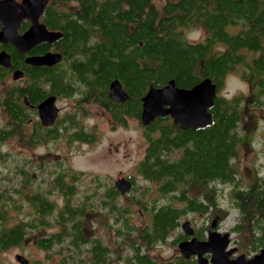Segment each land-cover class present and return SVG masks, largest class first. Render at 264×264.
<instances>
[{
	"label": "trees",
	"instance_id": "1",
	"mask_svg": "<svg viewBox=\"0 0 264 264\" xmlns=\"http://www.w3.org/2000/svg\"><path fill=\"white\" fill-rule=\"evenodd\" d=\"M72 4L75 8L69 9ZM48 6L47 23L63 32L55 51L65 57L71 50L77 53L71 68L78 82L86 84L87 103L103 108L117 125L137 120L144 132L146 148L137 175L157 186L160 199L146 206V190L135 199L125 196L129 205H118L120 195L113 187L101 188L97 178L92 180L91 197L99 192L104 231L112 232L117 246H126L122 264H165L150 253L173 236L177 220L188 212L203 217L211 207L221 223L226 212L217 209V184L231 186L229 197L243 223L234 231L247 236L253 252L264 248V174L255 171L251 180L241 184L235 166L239 150L249 146L255 133L254 112H264V0H165L160 7L154 0H48ZM193 30L203 31L204 37L189 42L187 35ZM39 74L43 84L70 92L67 71L52 78ZM229 74L238 75L254 90L248 98L217 94L209 110L210 125L184 131L168 117L156 119L149 127L141 124V98L150 87L160 89L173 81L178 88L191 89L209 78L218 92ZM114 80L128 94L123 104L108 97ZM10 105L6 103L7 108ZM22 124L15 120L8 130L16 131ZM67 130L69 143L94 140V133L78 128L74 116L70 115ZM9 135L0 130V144ZM62 136L56 134L54 139ZM6 157L0 151V161ZM37 171L43 173L46 167ZM13 172L20 177L17 188L0 186V254L31 238L37 249L62 255L61 264H108L109 249L86 223V202L81 206L71 203L79 175L54 165L42 178L49 181L44 190L34 188L25 165ZM128 179L136 189V178ZM53 194L64 199V207L59 209L50 200ZM17 196L25 199L26 208ZM163 198L167 201L160 204ZM131 207L142 208L140 212L146 215L143 227L131 225ZM13 213L17 223L10 226ZM109 215L112 224L104 218Z\"/></svg>",
	"mask_w": 264,
	"mask_h": 264
},
{
	"label": "rangeland",
	"instance_id": "2",
	"mask_svg": "<svg viewBox=\"0 0 264 264\" xmlns=\"http://www.w3.org/2000/svg\"><path fill=\"white\" fill-rule=\"evenodd\" d=\"M164 2L165 0H154L157 7L162 6ZM68 8H75V5L72 4ZM204 35L205 33L201 30H193L188 33L187 39L189 42L194 43L200 41ZM253 90L238 75L229 74L224 80L223 87L220 88L217 94L227 98L232 96L248 98L251 96ZM252 101L253 99L249 100L250 103ZM74 105L70 100H61L59 102L63 116L73 114L75 121L80 125L81 131L94 133L93 142L90 144L80 141L69 143L67 136L70 133V129L65 135L54 142H42L34 145H30V139L18 134L10 139L7 145H0L1 153L7 155L3 161H0V186L5 189L8 187L12 191L16 189L17 183L20 182V177L18 174L14 175L13 170L23 165L26 166L27 171L31 172L35 189L39 186L44 190H48L49 181L42 178L45 175H49V170L52 171L54 165H59L61 169L66 170L69 174L75 173L79 175V179L75 182V194L71 203L75 206H81L86 202L85 207L88 210L86 223L89 225L90 230L93 231V234L101 239L104 246L109 249L110 258L107 257L108 264H122L121 260L126 255V246H117L112 232L106 233L104 231L103 223L105 222L102 220L103 214L101 211L103 210L100 206L101 197L98 191V194L91 197L95 190V184L92 180L97 178L101 188H104V186L113 187L114 182L118 178L135 177L137 180L136 192H130L126 197H133L135 199L141 192L143 193L147 190V195L143 199V203L146 206H149L152 200L160 199L161 196L155 193L157 186L142 181L137 175L136 168L138 167V163L143 159L146 148L144 132L139 123L134 120L129 119L126 126L123 127L122 125L115 124L110 116L101 112L100 108L94 107L92 104L82 105L78 109ZM254 113L257 119L255 122V133L251 138L249 146L241 147L235 163L238 173L237 178L241 184H246L248 180H251L255 171L260 175L264 174V112L255 111ZM3 119L4 117L0 112V130L6 127ZM35 133L38 135L40 131ZM115 146H118L119 150L117 152L114 150ZM43 166L46 167V171L39 173L37 169ZM10 178L13 181H9L8 179ZM230 187V185L220 184L215 186L217 209L226 212V215L221 223H218L217 220L216 225L218 226L216 229H211L210 231H216L220 235L228 234L230 249H237L238 254L252 257L258 254L259 251L253 252L250 250V242L246 238L247 236L243 235L242 232L234 231L236 226H241L243 223H241L240 214L229 197ZM86 195L90 196L89 200L85 199ZM14 198L25 208L27 207L24 198H19L18 196ZM50 200L59 209L64 207L65 201L60 195L53 194ZM166 201L167 198H163L160 200V204H164ZM117 203L118 205H129V198L120 196L117 199ZM141 209L140 207H131V215L129 216L130 223L136 228L143 227V224L146 222V215L141 214ZM209 212L213 214V208L210 207ZM28 213L29 211H27ZM216 214L220 213L218 212ZM11 216L13 217L11 220L16 217L14 213ZM104 218L108 224H112L114 221L111 220L112 216L110 215ZM100 220L102 221L101 224H99ZM194 220L195 225L202 229V235L207 239L209 231L206 228L210 223L209 215L203 218L194 216ZM13 221H10L8 225L12 226L17 223V221ZM181 232V227L173 231V236L177 235L175 239ZM173 236L169 237L165 244L156 245L154 251L150 253V256L159 261L163 260L166 263H175L179 254L176 247L171 244ZM87 249V246L84 249L82 248V250ZM15 255L24 256L29 261V264H61L62 262V255H55L54 250L45 252L37 249L34 243H32L31 238H28L22 246L10 248L0 254V263L17 264L13 260ZM47 256H50V259H47Z\"/></svg>",
	"mask_w": 264,
	"mask_h": 264
},
{
	"label": "flooded vegetation",
	"instance_id": "3",
	"mask_svg": "<svg viewBox=\"0 0 264 264\" xmlns=\"http://www.w3.org/2000/svg\"><path fill=\"white\" fill-rule=\"evenodd\" d=\"M4 1H8V0H0V2H4ZM9 1L11 2L10 3L6 2L5 6H3L2 12H0V55L1 54L6 55L7 58H9V63H10V67L8 69L0 65V112L2 113V116L4 117L3 120L6 123V127L2 130L4 131V133L8 132L10 135L1 144L7 145L10 139L14 138L18 134H21L27 139H30L29 140L30 145H34L42 142H51V141L54 142L55 141L54 136L56 134L65 135V133H67L68 130L65 131V128L70 122V115L72 117L74 116L73 114L63 116L62 108L59 106V102L61 100H70L75 104L74 106H76V109L80 108V106L82 105L88 104L84 96V92L86 91V84L78 82L77 76L73 68H71L72 65L76 62L77 53L71 50L68 54L66 53V57H65L62 56L63 55L62 53L55 51V46L57 42L60 40L59 39L58 41L50 44L46 42H42L38 45H34L26 53L22 54L20 52V49L10 41L11 40L18 41L19 39L23 38L31 27V21L28 17L25 18L21 17L20 19H18L19 14L21 13L19 6L21 5L22 0H9ZM48 7L49 6L47 3L42 15L40 16L39 22L45 25L49 32H58L63 35V32L61 31L60 28H54L47 23L45 18L47 17V11L49 10ZM8 8L10 9V13H8ZM6 22H11L13 25L7 28L5 27ZM41 46H45L44 47L45 49L43 51H40L39 47ZM46 53L61 54L62 56L61 62L53 67H45V66L32 67L31 65L26 63V59L42 56ZM61 64H63V66L59 67V65ZM65 71H67V74L69 76L68 79L70 81V84H68L70 86L69 93H65L63 91L64 89L63 90L55 89L52 85H50V83L43 84L41 82V80H44V77L40 78V74H39L40 72H43V74L44 73L49 74L50 77L52 78L57 76L56 73L62 74ZM50 77L48 78L50 79ZM40 91L43 94L41 98L39 95ZM48 97L55 98L54 107H56V109L58 110V115L52 126L44 127L41 124L40 120H38L39 119L38 106L41 103H43ZM6 103L11 104L10 108H7ZM93 106L100 108L101 112L110 116L109 113H107L103 108L99 107L98 105H93ZM140 115H141V110H140ZM168 118L171 119L170 117ZM15 120L21 121L23 122V124L16 131L14 130L9 131L8 130L9 127L12 125V122ZM134 121L138 122L137 120ZM77 126L80 128L79 124H77ZM36 131H40V133H38L37 135V133H35ZM46 139L49 140L46 141ZM131 183H132V189L129 192L131 193L136 192L134 183L132 181ZM195 214L198 213L188 212L183 217L179 218V220H177L175 229L181 227L182 230V225L185 222H188L191 230L193 231V235L189 237L185 236L182 230V232L178 234V237L176 239L175 237L177 235L173 236L172 238L173 240H171L172 241L171 243L173 246L176 247L177 252L179 254L176 262H179L181 264H204L203 261L205 262L207 261V263L205 264H211V260L213 257L212 253H207L202 257H199L197 255L191 256L189 259H184L180 253L181 250L179 246L181 244L188 242L193 238H195L199 242H206L209 238L208 236V238L206 239L202 235V229L195 225L194 216L201 217V215H195ZM206 215H209L210 223L209 226L206 228V230L208 229L210 235L211 232L210 230L212 229L211 224L213 221H216L217 223L218 217L215 216V214H212L211 212H208L204 216ZM187 216H190L191 218ZM101 223L102 221L100 220L99 224ZM262 249L264 248H260L258 249V251ZM229 250H233V249H230L228 246L226 252H228ZM240 256H244V255L238 254L237 249H234V253L229 257V261L235 260ZM254 256L252 257L244 256V257L247 260H250ZM170 263L165 262V264H170Z\"/></svg>",
	"mask_w": 264,
	"mask_h": 264
},
{
	"label": "water",
	"instance_id": "4",
	"mask_svg": "<svg viewBox=\"0 0 264 264\" xmlns=\"http://www.w3.org/2000/svg\"><path fill=\"white\" fill-rule=\"evenodd\" d=\"M6 2L10 3L11 1L0 2V12H2ZM47 3L48 0H22L19 6L21 13L18 19L28 17L31 21V27L23 38L18 41H9L16 45L22 54L34 45L42 42L54 43L63 37L61 33L49 32L46 26L39 22ZM8 13H10L9 8ZM12 25L11 22L5 23L7 28ZM61 60L62 56L59 53H46L42 56L26 59V63L32 67H53L59 64ZM0 65L7 69L10 67L9 58L4 54L0 55ZM216 96L217 86L209 78L202 79L191 89L178 88L173 81H169L167 85L160 89L150 87L141 98V124L144 127H149L156 119L170 117L173 124L178 125L184 131L202 129L212 123L209 110L213 107ZM108 97L118 104H123L128 100V94L123 90L118 80H114L109 84ZM54 106V97H48L38 106V120L44 127L52 126L57 118L58 110ZM114 150L117 152L118 146H115ZM113 188L121 197H124L130 193L132 183L127 178H119L114 182ZM211 228H216V221L212 222ZM182 230L185 236L193 235L188 222L182 225ZM229 244L228 234L220 235L216 231H211L206 242H199L193 238L181 244L179 248L184 259H189L195 255L202 257L207 253H212L211 264H264V249L260 250L250 260L240 256L229 261V257L234 253V249L226 252ZM13 260L17 264H29V261L22 255H15ZM203 263L205 264L207 261H203Z\"/></svg>",
	"mask_w": 264,
	"mask_h": 264
}]
</instances>
